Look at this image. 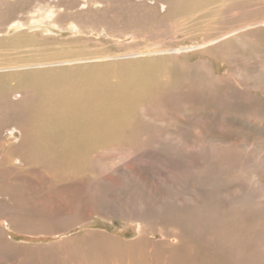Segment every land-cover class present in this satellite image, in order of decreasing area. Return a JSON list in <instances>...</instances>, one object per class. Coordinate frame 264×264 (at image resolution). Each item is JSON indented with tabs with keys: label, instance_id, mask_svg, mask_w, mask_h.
I'll list each match as a JSON object with an SVG mask.
<instances>
[{
	"label": "bare ground",
	"instance_id": "6f19581e",
	"mask_svg": "<svg viewBox=\"0 0 264 264\" xmlns=\"http://www.w3.org/2000/svg\"><path fill=\"white\" fill-rule=\"evenodd\" d=\"M148 1L139 0L135 4L136 7L130 9L132 15L123 16L121 10L124 8L116 0H86L85 3L88 5L102 3L100 8L102 10L100 13L95 11V17L93 14L82 17L75 11L76 5L79 6L78 1L72 6L73 1L61 5L60 1L52 2L51 0H0V35L4 32L7 35L13 34L15 35L12 37L14 40L20 38L19 36L22 34L26 36L27 32H32V35L41 33L44 37L47 36L46 33H49L51 38L54 37L53 35H63L62 33L65 35L69 33L70 37L76 34V36L80 34L85 36L84 34H86L91 37L92 33L87 28L93 27L98 33L96 38L99 39L95 47L87 46L81 50L63 47L60 50L45 53V47H32L39 53L9 58L3 56L0 59V115L9 123V126H4L3 130L0 127V195L12 197L15 194L26 193V190H22L24 192L12 194V187L16 186L14 179H23V176L30 179L34 177L38 178L36 182L40 187L51 189L56 186V189L60 190H64L68 186L76 187L80 189L75 190L79 192L80 199L94 198L98 200V204L82 211L85 215H91L105 207V210L109 209L110 213L118 211V214L123 218L144 222L149 216L156 215V211H161L164 208L163 198L161 202L156 197L157 195L149 194L151 197L149 196L150 198L147 197V199L152 200L153 203L147 204L142 197H138L139 204L134 211H131L122 202L115 203L116 205L104 202V196L95 192L98 191L97 189H101L100 186L104 187L103 185L108 187L104 188L107 194L110 193V189L121 191L128 185L132 186L134 190L142 189L140 184L134 180L137 174L133 172L135 169L133 170L131 165V162L135 161L138 156L130 157L129 155L149 152L147 150L154 153L153 163H158L160 167L166 169L167 179H165L166 177L160 178L166 184L165 180H169L173 185L177 184L179 177L184 174H187L185 178L191 175V178L197 179L200 185L207 184L210 172L205 168H208V163L211 160L209 162V159H205L201 165L191 162L193 153L197 152L195 146L190 143H180L184 137L191 135V128L199 126L201 128L205 123L204 117L202 118L200 113L201 105L195 110L187 112L188 108L194 105L188 101V98H184L183 102L185 103L179 106L184 93L191 89H207L206 107L210 109L212 106L210 120L214 119L221 126H225V121L220 117L223 114L224 116L235 114L234 106L244 100L249 104L251 110L247 111V116L245 114L242 117L234 116L232 120L234 124L251 125L256 120L264 119V112L259 111V108L255 109L257 104L262 103V97L250 92L248 84L239 73L244 64V54L238 52L241 51V48L237 46L238 42L246 43L255 54L257 60L252 66L251 62H246L248 68H260L256 71L258 73L264 71V15L240 19L234 24L228 25L226 24L227 19L236 18L245 7L242 0H207V3H202L205 0H154V3ZM148 4H152V6ZM59 6H64L65 10H71L74 16L77 13V17L66 25L59 24L57 21L58 9H53ZM215 7L221 8V10L218 16H215L214 12L210 13L207 33L202 34L198 39L191 38L194 41L189 43H182L177 39L179 35L189 39L193 35L189 27L195 24L194 19L203 16ZM159 14L161 16L158 20L155 17L156 20L153 22L152 16ZM141 17L143 21L152 19V27L158 29L146 31V33L152 34V43L139 44L133 48L129 45L125 49H108L102 41L103 33L109 35L110 40L118 45L127 36L133 37L132 40L136 41L138 36H141L140 30L133 31L129 26L141 22ZM1 19L4 21L1 22ZM182 26L188 27L181 28ZM127 29L130 30L132 36L127 33ZM190 53H208L212 59L211 61L209 58L196 59L193 62L189 58L181 59V55L188 57ZM216 61L225 64H223L226 67L224 72L217 73L218 70L214 66ZM152 67H156L158 70L153 71ZM259 89L264 91V85L260 84ZM225 104L226 107H224ZM205 105H202V108ZM160 120L161 124H159ZM253 125L262 127L264 122L253 123ZM177 129L184 130L183 138L177 136L175 138L178 146H182L184 151L181 154L170 155L173 153L167 152L162 146L171 145V133L168 131L176 132ZM185 132L186 134H184ZM199 146L203 149L208 148V144L205 142H201ZM102 148L105 151L104 154L114 151L121 156L118 158L120 163L108 166L107 172L94 166V157ZM159 150L165 152L166 155L158 156ZM157 157H159L158 162ZM242 164L241 166L247 167L246 163V165L244 162ZM119 172L120 176L117 175ZM23 183L27 185L25 182ZM150 188L154 189L152 191H157V188L155 189L152 185ZM125 191L127 190L121 191V194L127 199ZM29 193L27 194L28 198L20 195L17 200L15 199L16 207H20L17 209H21L20 205L25 206L30 201L35 203L30 200ZM204 193L205 195L200 197L197 206L199 216L204 219L202 224L212 221L213 217L207 208L209 195ZM187 195L193 196L190 191ZM39 196L42 198L37 200L36 204L39 203L45 208L51 198L50 194L44 191ZM67 201L73 202L68 197ZM192 202L191 199V205ZM83 203L82 205H84ZM191 205L186 206L181 212L183 219L180 215L177 217L179 222L174 218L175 221L171 220V225L185 226L189 233L193 224L191 223L193 216L190 211ZM71 206L73 207L68 204L65 211H60L61 213H52V211L44 213L42 211L43 218L51 219L64 216V214L69 216L73 210ZM21 213L23 212L18 213V216H22L25 221L36 217L31 212ZM9 219H12L11 216L7 218V220ZM166 222L169 223V220ZM199 225L202 227L201 224ZM5 228L0 224V250L2 248L10 252L17 242H14L15 245L11 242ZM171 233L168 231L163 239L165 240L167 237L170 239L169 241L176 240L175 242L178 244L164 242L162 247L168 245L164 253L157 254L158 258L153 247L156 248V245L150 239L145 243V239L142 238L143 244H146L143 247L145 251L137 253L133 249L134 247L132 248L127 243H121L116 247L112 244L113 240H109L105 234L99 245L90 242L92 244L86 251L87 260L83 264H211L228 262L224 258L213 259L210 231L205 235H201L202 232H199L200 236L187 234L185 236L182 232L179 235ZM216 252L218 253V250ZM77 253L79 259L85 256L81 251ZM145 254L149 255V262L142 260ZM177 256L179 262L176 263L174 260H177L175 259ZM231 263L235 264V261H231ZM10 264L19 263L12 261Z\"/></svg>",
	"mask_w": 264,
	"mask_h": 264
},
{
	"label": "rangeland",
	"instance_id": "374dc122",
	"mask_svg": "<svg viewBox=\"0 0 264 264\" xmlns=\"http://www.w3.org/2000/svg\"><path fill=\"white\" fill-rule=\"evenodd\" d=\"M51 1H60L61 5H66L69 4V2L73 1L72 6L74 5L73 3H76L78 1L79 6L76 5L75 11H77L79 16L82 17L89 14H93V17H95L96 12L100 13V10H102L100 8L103 5L102 3H91L88 5L87 3H85L86 0H77L75 2L74 0ZM116 1L118 3L120 2V4L124 8V10H121L123 16L128 14L132 15L130 9L135 8V4L139 2V0ZM153 1L154 0H149L148 2L154 3ZM242 2L245 7L242 9L241 13L236 18H228L226 24L231 25L240 19H247L251 17L255 18L264 15V0H242ZM202 3H207V0ZM148 5L152 6V4ZM50 8L52 7L50 6ZM53 9H58L59 15L57 17V21L59 24L66 25L70 20L77 17V13L76 16H74L71 13V10H65L64 6H59L58 8L54 7ZM220 10L221 8L215 7L203 16L194 19L195 24L189 27L190 31L193 34L191 37H189L190 40L188 39V37H185L183 35H179L177 39L181 40L180 42L182 43H189L194 41L191 40V38H200L202 34L209 31L208 22L211 18V16H209L210 13L214 12L215 16H218ZM160 16L161 14L152 16L153 20H151L154 22L156 18L158 20ZM140 20L141 22L134 23L129 26L133 31L140 30L141 36L137 35L138 38L136 39V41L132 40L134 39L133 37L127 36L123 38L124 43L122 42L120 45H118V43L110 40L109 35H106V33H103L101 35L102 41L110 50L125 49L129 45H131V47L133 48L134 46H139V44L143 45L146 43H152V34L146 33V31L158 29L155 27L154 29L152 27L151 20L143 21L142 17L140 18ZM3 21L4 20H2L1 22ZM186 27L188 26H182L181 28ZM87 29L92 33V35H90L91 37L86 34H84L85 36H82L81 34L79 36H76V34L75 36L70 37L71 35L69 36V33L66 35L62 33L63 35H53L54 37L51 38L49 33H46L47 36L45 35L46 37H44L41 33L32 35V32H27L26 36L22 34L19 36L20 38L14 40L12 39V37L15 35H7V33L5 32L1 33L0 59L3 56L9 58L12 56L19 57L38 54V50L33 49L32 47H45V53H50L54 50L57 51L63 47H73L78 50L84 49V47L87 46L95 47L97 40H99L98 38H96V36H98V33L95 32L93 27H88ZM127 33L132 36L129 29H127ZM237 46L238 48H241V51L239 50L238 52L244 54V64L241 66V69L239 71L241 78L248 84V88L250 89L251 93L262 97V103L257 104L255 109L259 108V111L264 112V91L259 89L260 84L264 85V71L258 73L256 71L260 68H248L246 62H251L250 65L252 66L254 65L253 63L257 60V58L252 52V49L250 50L246 43L238 42ZM191 54L192 53H190L188 57H186L185 55H181V59L189 58L191 62L195 61L196 59L209 58L210 61L212 59L208 56V53H206L207 55L202 53ZM219 58L221 59L222 55ZM218 61L215 62L214 66L218 70L217 73L219 74L220 72H224L226 70V67L224 66V63L220 61L222 63L221 64ZM152 70L156 71L158 69L156 67H152ZM184 98H188V101L192 102V104L194 105H191L188 108L187 112H189V110L191 112L195 110L196 107L201 105L200 113L202 115L201 117H204L205 123L203 126L204 128H200V126L191 128V135L184 137V139L181 140L180 143H190L192 144V146H195V150L197 152L193 153V161L191 162H196L197 164L201 165L202 163H204L205 159H209V162L211 160V162L208 163V168H205L208 169V172H210L206 185H204L203 183L200 185L197 179L191 178V175L190 177L185 178L187 174L180 176L178 182L176 181L177 184L175 185H173V183H170L169 180H165L167 181L166 184L163 180H161L165 177V179H167V174L165 175L166 169L164 170V167H160L158 163H153L152 159L154 153L151 150H147L149 152L145 151L144 153H135L136 155H129L130 157L138 156L135 161L133 160V162H131V165L133 167V170L135 169L133 172L137 174L134 180L136 181V183L140 184L142 189L137 188L136 190H134L133 187L130 186V188L129 185L125 188L123 187L124 189H122L121 191L127 190L125 191L128 196L127 199L125 198V196L123 197L121 191L115 190L114 188L113 190L110 189V193L108 192L109 194H107V191L105 189L108 187H105V185H103L104 187L100 186L101 189H97L98 191H96L95 193H100V195H103L104 202L112 205H116L115 203L118 204L122 202L123 204H126L131 211H134L139 204L138 197H142V199L147 204L153 203L152 200L147 199V197H151V195L149 194H154L155 196L157 195L156 197L159 198V201H161L163 198V203L165 204L163 205V209L165 211L163 209L161 211H156V215H154L153 217L149 216V218L143 222L132 220L130 218H123L122 216H120V214H118V211L110 213L109 209L105 210V207L100 208L98 211L94 212L91 215H85V213H83L82 211L84 209V211H86L93 205L98 204L99 201L94 198L80 199L79 192L75 191L79 188L68 186L64 190H60L56 189V186H53L51 189H47L44 187H40L37 184L36 180L38 178L35 179L34 177H32V179H30L26 176H23V179L15 178L14 181L16 186L12 187V194L14 195V192H24L25 190L26 193L15 194L12 197L10 195H0V224H2L4 228L6 227L5 231L11 242L14 245L16 244L14 242H17L16 246L14 247L15 250L12 248L10 252H7L5 251V249L3 250L1 248L0 264H10L12 261H17L19 264H83L87 260L86 251H88V248H90L88 246H90V244L92 243L99 245V242L103 241V235L105 234V236L109 237V240H113L112 244L116 247L120 246L121 243H127L130 244L132 248L134 247L133 249L137 253H143V251H145V248L143 247L146 246L145 243L148 242V239H150L156 245V248L155 246L153 247L157 257L158 253L165 252L166 246L168 244H178L177 242H175L176 240L169 241L170 239H168L167 237L165 240L163 239V236L166 235L168 231L172 232L173 234L176 233L178 235L180 232H182L184 235L187 234L191 236H200L198 234L199 232H202L201 235H205L210 231V241H212L210 246L213 251V259L224 258L226 261H228L214 262L211 264H232L231 261H235V264H264V125L262 127L253 125V123L257 124L264 122V119L256 120L255 122H253V120L251 119L253 122L251 125H247L246 123L234 124L232 122L234 116L242 117L244 114L247 116V111L251 110L249 108V104L244 100L238 102L239 104L237 103L234 106L233 111L235 112V114H227L225 116L223 114L220 117V119H223L225 121V126H221L217 124L214 119L210 120V118H212L210 117V109L212 108V106H210V109L206 107L208 102L207 89H191L190 91L184 93L181 96V102L179 106H181L182 103H185L183 102ZM226 104L224 107L227 106ZM202 105H205L206 108L204 106L202 108ZM159 124H161V120ZM4 126H9V123H7V120L0 115V127L2 130L4 129ZM177 130L178 131L176 132L174 130L168 131L171 133L169 134L171 135L172 140H167H171V145L166 144L162 146V148L167 152L173 153L170 155H174L175 153L181 154L184 151L183 147L178 146V142L175 140L176 136L178 138H183L184 130ZM184 134H186V132ZM201 142H205L206 144H208V148L203 149V147H200L199 144H201ZM104 152L105 151L102 148L95 155L94 166L95 168H98L102 171L104 170L103 172H107L108 166H112L114 165V163H120V160L118 158L121 156H119V154L114 151L107 152V154H104ZM159 152L160 154H158ZM157 155L161 157L166 154L162 150H159L157 152ZM158 161L159 157H157V162ZM182 162L185 161L182 160ZM243 162L244 164H247V167L241 166L243 165ZM117 175L120 176L121 173L119 172ZM23 182H25L27 185H24ZM151 185L154 186L155 189L157 188V191H152L154 189L150 188ZM162 185H164V187H162ZM26 186L28 188H24ZM159 186H161L162 188H159ZM44 191L47 194H50L51 197L45 208H43V206L39 203L36 204L37 200H41L42 197H40L39 195ZM189 191L192 193V197L191 195H187ZM28 192H30V200L35 201V203H31L30 201V203H27L25 206L20 205L22 207L21 209H17L20 207H16L17 203L15 199L17 200L18 196L20 195L27 196L28 198ZM204 192L208 193L209 195V203L207 208L211 211L213 217L212 221H206L202 224V222H204V219H201V217L199 216L197 206L200 202V197L202 195H205ZM120 194L122 195V197L120 196ZM67 197L71 198V201L73 202H66ZM191 199L193 201L192 205L190 204ZM82 203L84 205H82ZM68 204L73 205V207L71 206L73 210H71V214L69 216L64 214V216L62 215L61 217H55L51 219H47L46 217L43 218L42 211L44 213H48L51 211L52 213H61L62 211H65V207H67ZM190 205L192 207L190 211L193 215L191 218V223L193 224L191 225L192 230L187 233V228L185 226H182L180 224L171 225V220H176L177 222H179V219L177 217H180V215L183 219V215L181 214V212L185 209L186 206ZM43 209L49 210L45 211ZM20 212H31L35 214L36 217H34L35 219L32 218L25 221L22 216H18V213ZM4 215L6 217H3ZM10 216L12 219L7 220V218H10ZM38 219L41 221H39ZM167 220H169V223L166 222ZM36 221H38V223H36ZM1 222L5 223L7 226ZM184 222H186V220H184ZM199 224H201L202 227ZM142 238L145 239L144 244L142 242ZM164 242H167L168 244H164L165 246L162 247V244ZM196 245L199 244L196 243ZM109 246L111 245L109 244ZM207 247L209 246L207 245ZM101 248H103V246H101ZM216 250H218V253L216 252ZM78 251L83 252L85 256L80 257L81 259H79L77 253ZM145 255L143 256L142 260L149 262V255ZM19 258L20 260H18ZM175 259L177 260H174V262H179L178 256ZM196 259H198V257H196Z\"/></svg>",
	"mask_w": 264,
	"mask_h": 264
}]
</instances>
